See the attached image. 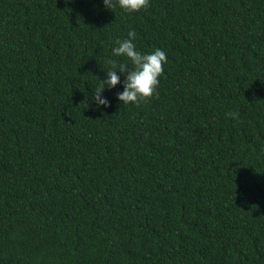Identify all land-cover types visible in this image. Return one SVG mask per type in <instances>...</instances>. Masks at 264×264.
Here are the masks:
<instances>
[{
  "label": "trees",
  "instance_id": "obj_1",
  "mask_svg": "<svg viewBox=\"0 0 264 264\" xmlns=\"http://www.w3.org/2000/svg\"><path fill=\"white\" fill-rule=\"evenodd\" d=\"M0 264H264V0H0Z\"/></svg>",
  "mask_w": 264,
  "mask_h": 264
},
{
  "label": "clouds",
  "instance_id": "obj_2",
  "mask_svg": "<svg viewBox=\"0 0 264 264\" xmlns=\"http://www.w3.org/2000/svg\"><path fill=\"white\" fill-rule=\"evenodd\" d=\"M107 9H113L116 6L123 9L126 13L139 12L141 9L149 7V0H103ZM135 30L128 32V38L116 41V47L112 49L113 56L126 57L131 62L132 68L126 63H119L115 60H107L111 66V70L106 72L107 79L100 80L99 86L96 88L93 99L97 106H109V101L101 97V93L105 90V86L109 89L115 88L120 83V76L117 72L127 73L123 84V91L117 93V99L123 105L146 102L153 95H157V87L159 86V78L164 73V65L168 62L166 53L156 48L150 54L141 53L136 49L133 40L136 38ZM232 119H238L239 113H228Z\"/></svg>",
  "mask_w": 264,
  "mask_h": 264
}]
</instances>
